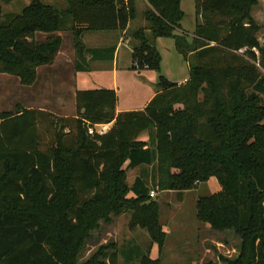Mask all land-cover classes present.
Listing matches in <instances>:
<instances>
[{
    "label": "trees",
    "instance_id": "1",
    "mask_svg": "<svg viewBox=\"0 0 264 264\" xmlns=\"http://www.w3.org/2000/svg\"><path fill=\"white\" fill-rule=\"evenodd\" d=\"M138 1L66 0L57 9L34 0L5 20L0 0V74L36 83L37 69L52 66L63 45L58 36L36 40L39 33L71 32L79 72L89 71L87 55L113 62L115 49L88 50L84 34L126 31ZM143 1L147 27L132 36L138 45L131 70L160 75L144 110L117 115L115 90L78 92V118L61 121L73 124L75 137L67 142L58 133L47 152L36 111L0 113V264H78L90 232L125 211L147 216L161 252L167 233L157 207H146L151 188L141 177L132 187L127 182L139 167H155L162 193L217 180L221 191L197 201L199 221L241 240L239 257L227 264H264V35L251 17L256 1L195 0L203 23L191 43L183 0ZM158 39H173L186 61L195 58L186 84L162 76ZM112 123L105 135H88ZM144 134L148 142L140 140ZM151 252L140 264H160ZM119 257L111 254L109 264Z\"/></svg>",
    "mask_w": 264,
    "mask_h": 264
},
{
    "label": "rangeland",
    "instance_id": "2",
    "mask_svg": "<svg viewBox=\"0 0 264 264\" xmlns=\"http://www.w3.org/2000/svg\"><path fill=\"white\" fill-rule=\"evenodd\" d=\"M34 0H1L4 19L9 16L21 14L26 6ZM57 9L67 7L66 0H39ZM256 4L251 9L252 19L263 27L260 35H264V0H255ZM138 10L141 12L138 16ZM148 10L146 4L137 6V19L133 22L132 30L123 38V48L118 60L119 72L114 75L112 62L105 64L101 73V80L94 82L101 89L115 90L118 96L119 107L127 112L138 111L144 108L149 98L153 95L158 84L160 75L156 72L145 73L131 70L133 49L137 42L132 38L133 34L143 29L146 25L145 12ZM182 10L185 19L182 23L183 31L190 34L196 28L199 17L196 15L195 0H183ZM180 34V31H177ZM37 39L42 41V36ZM192 37L189 42L191 43ZM89 46H94L90 44ZM103 46V45H100ZM164 57L162 76H166L172 82L179 84L190 75V64H195V58L188 61L180 55L175 48L173 39H162L157 45ZM59 118L44 120L40 122V149L44 152L55 149L57 146L58 133L64 122ZM95 129V128H94ZM71 130V129H70ZM98 129L94 137L100 135ZM65 141L70 142L75 133L67 135ZM140 176L151 188V194L155 197L146 203V207L155 205L158 209L159 223L167 233L166 243L163 249L150 237L149 219L147 216L137 214L134 211H125L122 214L111 213L109 222L100 221L98 229L90 232L89 237L77 256L78 264H109V257L114 252L119 253V264H140L143 256L152 249V259H159L160 264H227V260H235L239 257L241 240L232 231H219L210 225L199 221L197 217V201L199 198L214 194V188L208 184L194 187L189 192H160L157 188V175L155 167H145L139 171L129 172L127 175L128 185ZM217 192L221 187L214 180ZM129 198H133L130 197Z\"/></svg>",
    "mask_w": 264,
    "mask_h": 264
},
{
    "label": "crops",
    "instance_id": "3",
    "mask_svg": "<svg viewBox=\"0 0 264 264\" xmlns=\"http://www.w3.org/2000/svg\"><path fill=\"white\" fill-rule=\"evenodd\" d=\"M141 3L146 4L148 7V4L143 0L138 1L137 6ZM139 14H141V12L138 10V16ZM199 19L200 21L198 22V24H202L203 22L201 18ZM132 26L133 23H131L128 29L124 32H86L84 34L83 41L88 50H116L115 59L112 62L114 65L115 76L118 75L120 69L118 60L121 54V50L123 48V38L127 36L129 32H131ZM144 28H146V25L144 26ZM196 28L192 33L189 34L190 37H194ZM38 36H42L43 40H46L52 36H58L63 39V45L56 58V61L52 66H42L37 69V81L32 86H23L18 78L7 74H0V113H17L18 111L23 110L36 111L38 113L40 128L41 121H49L55 117L61 120L77 119V93L81 91L102 90L100 87L95 88L97 86L94 82L101 80V73L104 69H106L105 64L108 62H94L92 61V57L90 55H87L86 59L89 64V71L79 72L77 70L76 65L77 54L74 46V38L71 32H59L54 35L39 33L36 35V40H38ZM161 40L162 39H158L156 45H158ZM89 43L92 45L94 44V46L90 47ZM158 51L160 52L159 49ZM161 56L163 72L164 57L162 54ZM144 72L151 73L152 71ZM165 74L167 77H169L168 73ZM188 79L189 78L185 79L179 84H186ZM156 95L157 90L153 92V95L149 98L144 108L138 111L144 110ZM116 112L118 115L127 111L122 110L119 107L118 103ZM69 124L71 125L68 126V123H64L61 127V130H63L65 134L64 139L68 137L67 135L72 134V132L75 133L73 124ZM66 125L67 127L65 128L64 126ZM113 127L114 123L109 125L96 126V129L101 130L102 128H106V130L109 132ZM140 140L148 142V134L142 135ZM143 168L145 167H139L134 170H131L130 172L139 171ZM139 177L140 176H138L137 178ZM134 183L135 181L131 184V187L134 185ZM208 185L214 188V194L218 193L214 185V180H211ZM130 197H134V195L130 194Z\"/></svg>",
    "mask_w": 264,
    "mask_h": 264
},
{
    "label": "built area",
    "instance_id": "4",
    "mask_svg": "<svg viewBox=\"0 0 264 264\" xmlns=\"http://www.w3.org/2000/svg\"><path fill=\"white\" fill-rule=\"evenodd\" d=\"M241 53H242V52H241ZM137 69H139V66H137ZM95 129H96V127H95ZM95 129H94V128H90V129H89L90 134H94ZM107 132H108V131L106 130V128H102L101 130L98 131V133H99L100 135H105V134H107ZM151 197H152V198L155 197V194L152 193V194H151Z\"/></svg>",
    "mask_w": 264,
    "mask_h": 264
}]
</instances>
